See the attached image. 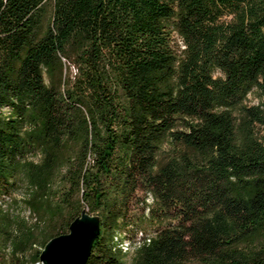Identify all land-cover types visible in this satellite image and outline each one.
<instances>
[{
    "label": "trees",
    "instance_id": "obj_1",
    "mask_svg": "<svg viewBox=\"0 0 264 264\" xmlns=\"http://www.w3.org/2000/svg\"><path fill=\"white\" fill-rule=\"evenodd\" d=\"M84 208L88 264H264V0H0V264Z\"/></svg>",
    "mask_w": 264,
    "mask_h": 264
},
{
    "label": "water",
    "instance_id": "obj_2",
    "mask_svg": "<svg viewBox=\"0 0 264 264\" xmlns=\"http://www.w3.org/2000/svg\"><path fill=\"white\" fill-rule=\"evenodd\" d=\"M101 236V217L84 208L69 226V232L52 238L40 254L43 264H88Z\"/></svg>",
    "mask_w": 264,
    "mask_h": 264
},
{
    "label": "rangeland",
    "instance_id": "obj_3",
    "mask_svg": "<svg viewBox=\"0 0 264 264\" xmlns=\"http://www.w3.org/2000/svg\"><path fill=\"white\" fill-rule=\"evenodd\" d=\"M73 70L74 69L72 68V72H73ZM258 102H259L258 93L257 92L251 93L249 95L248 103L249 104H255V103H258ZM29 193H30V189H29L28 185L23 183L19 188H17L14 191V194H13L14 209L16 211L21 212L22 215H24L26 217H32L31 216V212L27 208L26 202H25V200L29 197ZM62 227H64V225ZM66 231L67 232H65V233H68L69 229H67ZM37 250L42 251L43 248L39 245L37 247ZM133 253H134V251H132V252L127 254L126 260H127L128 263L131 262L132 257H133ZM37 264H43V263L41 262V263H37Z\"/></svg>",
    "mask_w": 264,
    "mask_h": 264
},
{
    "label": "bare ground",
    "instance_id": "obj_4",
    "mask_svg": "<svg viewBox=\"0 0 264 264\" xmlns=\"http://www.w3.org/2000/svg\"><path fill=\"white\" fill-rule=\"evenodd\" d=\"M144 234V233H143ZM142 233L139 234L138 238H135V242H133L129 238L122 237L121 235L116 237V242L118 243V247L124 252V253H130L134 251V249L137 247V245L142 241Z\"/></svg>",
    "mask_w": 264,
    "mask_h": 264
}]
</instances>
